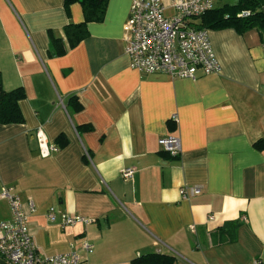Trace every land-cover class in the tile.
<instances>
[{
    "label": "crops",
    "instance_id": "crops-1",
    "mask_svg": "<svg viewBox=\"0 0 264 264\" xmlns=\"http://www.w3.org/2000/svg\"><path fill=\"white\" fill-rule=\"evenodd\" d=\"M133 1L108 0L104 18L70 48L64 28L84 22L79 3L67 11L64 0H0L3 88L26 93L24 122L0 125V191L13 188L27 212L34 202L29 232L42 256L75 251L81 264H131L156 253L174 264H264V150L255 147L264 141V37L210 30L218 73L143 75L125 53ZM161 1L171 14L172 0ZM50 33L64 55L51 56ZM71 98L80 111H69ZM39 132L67 145L42 157ZM167 136L180 138L178 157L159 146ZM126 169L131 180L122 178ZM192 186L201 193L184 200L180 190ZM50 208L92 223L63 230L49 221ZM10 217L0 200V221Z\"/></svg>",
    "mask_w": 264,
    "mask_h": 264
},
{
    "label": "built area",
    "instance_id": "built-area-1",
    "mask_svg": "<svg viewBox=\"0 0 264 264\" xmlns=\"http://www.w3.org/2000/svg\"><path fill=\"white\" fill-rule=\"evenodd\" d=\"M225 1L172 0V13L167 14L161 0H134L124 28L125 53L131 69L143 75L162 73L172 79L191 80L200 75L218 73L220 64L212 47L210 30L200 27L199 20ZM249 15L244 11L239 16ZM174 119L177 120L176 116ZM158 144L171 157H178L182 152L181 140L176 136L162 137ZM38 147L40 155L45 158L59 151L58 146L50 143L41 132L38 133ZM133 174L132 169H126L122 178L131 180ZM200 193L198 186L180 190L184 200ZM0 200L8 203L11 213L9 220L0 221V259L6 264H81V258L75 251L53 256L39 254L29 232V214L36 211L33 201L28 202L27 212L11 187L1 189ZM48 219L63 230L92 223L82 216L57 213L54 208L49 209ZM82 248L87 253L94 249L88 242L82 243ZM253 264L261 262L254 261Z\"/></svg>",
    "mask_w": 264,
    "mask_h": 264
},
{
    "label": "trees",
    "instance_id": "trees-1",
    "mask_svg": "<svg viewBox=\"0 0 264 264\" xmlns=\"http://www.w3.org/2000/svg\"><path fill=\"white\" fill-rule=\"evenodd\" d=\"M108 0H64L65 9L69 11L71 5L79 3L82 6L85 20L80 24H69L64 28L70 48L76 47L89 35L87 26L91 22H98L104 18ZM247 11L248 17L239 15ZM200 27L209 30L234 29L242 34L256 29L264 37V0H237L233 4L225 3L221 7L204 15L201 18ZM67 52L61 39L50 33L51 56H62ZM26 98L23 88L6 91L3 88L2 75L0 73V125L21 124L24 117L20 109V102ZM69 111L78 112L82 109L76 98H71ZM59 148L65 147L67 141L64 137L57 140ZM258 150H264V141L255 144ZM175 258L161 254H147L133 260L131 264H174Z\"/></svg>",
    "mask_w": 264,
    "mask_h": 264
},
{
    "label": "rangeland",
    "instance_id": "rangeland-1",
    "mask_svg": "<svg viewBox=\"0 0 264 264\" xmlns=\"http://www.w3.org/2000/svg\"><path fill=\"white\" fill-rule=\"evenodd\" d=\"M237 0H226L225 2L226 3H229V4H233V3H235Z\"/></svg>",
    "mask_w": 264,
    "mask_h": 264
},
{
    "label": "water",
    "instance_id": "water-1",
    "mask_svg": "<svg viewBox=\"0 0 264 264\" xmlns=\"http://www.w3.org/2000/svg\"><path fill=\"white\" fill-rule=\"evenodd\" d=\"M0 264H6L2 259H0Z\"/></svg>",
    "mask_w": 264,
    "mask_h": 264
}]
</instances>
